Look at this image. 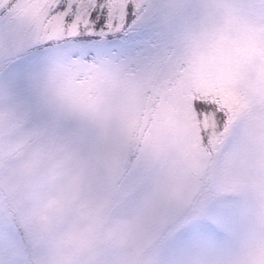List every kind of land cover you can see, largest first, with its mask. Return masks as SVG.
<instances>
[{
  "label": "snow or ice",
  "instance_id": "1",
  "mask_svg": "<svg viewBox=\"0 0 264 264\" xmlns=\"http://www.w3.org/2000/svg\"><path fill=\"white\" fill-rule=\"evenodd\" d=\"M0 264H264V0H0Z\"/></svg>",
  "mask_w": 264,
  "mask_h": 264
}]
</instances>
